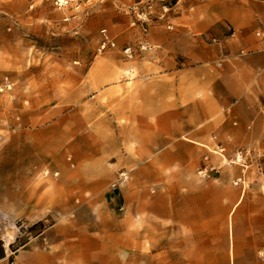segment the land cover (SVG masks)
<instances>
[{
  "label": "crops",
  "instance_id": "crops-1",
  "mask_svg": "<svg viewBox=\"0 0 264 264\" xmlns=\"http://www.w3.org/2000/svg\"><path fill=\"white\" fill-rule=\"evenodd\" d=\"M108 1L72 72H0V264H264V1L173 0L145 35Z\"/></svg>",
  "mask_w": 264,
  "mask_h": 264
},
{
  "label": "rangeland",
  "instance_id": "rangeland-1",
  "mask_svg": "<svg viewBox=\"0 0 264 264\" xmlns=\"http://www.w3.org/2000/svg\"><path fill=\"white\" fill-rule=\"evenodd\" d=\"M135 2L137 0H129L128 4L121 0H112L111 5L116 12L128 15L130 26L139 28L145 35L141 27H133L131 22L136 8H142L147 0L137 4ZM153 2L158 5L170 4L172 7L175 4L173 0ZM107 4L110 5V1L0 0V72H22L25 60L27 64L30 62L33 68L41 64L46 72H72L75 64L72 56L73 40L86 35L85 22L93 14V9L98 16L105 9L109 10ZM154 21L157 19L152 23ZM29 23L32 27H29ZM97 36L100 44L97 45L99 48L96 53L100 57L109 48H117L116 44L105 36L104 31L99 30ZM30 38L32 42H29ZM104 41L110 43L104 47ZM112 43L115 46H111ZM24 47H28V50L24 51ZM133 53L132 49V54L127 55ZM6 92L0 90L2 98L4 95L3 99L7 98ZM68 111L70 114L71 110ZM68 162L70 163L69 160ZM51 171L54 170L49 167L47 169L49 181L54 180L52 177L56 176V173ZM50 223L18 220L10 227V233L18 236L19 245L36 238Z\"/></svg>",
  "mask_w": 264,
  "mask_h": 264
},
{
  "label": "built area",
  "instance_id": "built-area-1",
  "mask_svg": "<svg viewBox=\"0 0 264 264\" xmlns=\"http://www.w3.org/2000/svg\"><path fill=\"white\" fill-rule=\"evenodd\" d=\"M154 0H147L142 8H136L134 11V19L131 22L133 27H141L143 32L148 34L152 21L154 19H165L172 12L173 7L170 4H161L153 2ZM264 1V0H261ZM258 37H262L261 33L257 34ZM109 41H104L103 46L105 47ZM111 46H115V44H111ZM143 48V47H142ZM126 54H132V48L129 47L124 50ZM239 162V161H238ZM130 179V174L127 171H122L118 174L116 180L111 184V189L116 190L119 188L121 184L126 183Z\"/></svg>",
  "mask_w": 264,
  "mask_h": 264
},
{
  "label": "bare ground",
  "instance_id": "bare-ground-1",
  "mask_svg": "<svg viewBox=\"0 0 264 264\" xmlns=\"http://www.w3.org/2000/svg\"><path fill=\"white\" fill-rule=\"evenodd\" d=\"M48 174V173H47Z\"/></svg>",
  "mask_w": 264,
  "mask_h": 264
}]
</instances>
